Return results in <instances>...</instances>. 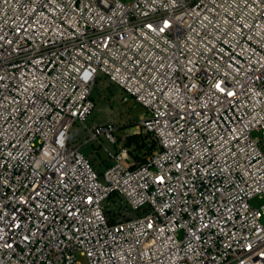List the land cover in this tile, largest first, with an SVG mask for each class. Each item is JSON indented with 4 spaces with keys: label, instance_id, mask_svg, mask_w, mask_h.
<instances>
[{
    "label": "built area",
    "instance_id": "1",
    "mask_svg": "<svg viewBox=\"0 0 264 264\" xmlns=\"http://www.w3.org/2000/svg\"><path fill=\"white\" fill-rule=\"evenodd\" d=\"M100 73L160 146L103 182L70 139ZM254 131L264 0H0V264H264Z\"/></svg>",
    "mask_w": 264,
    "mask_h": 264
},
{
    "label": "rangeland",
    "instance_id": "2",
    "mask_svg": "<svg viewBox=\"0 0 264 264\" xmlns=\"http://www.w3.org/2000/svg\"><path fill=\"white\" fill-rule=\"evenodd\" d=\"M125 4H130L133 0H121ZM127 96L119 87L109 82V80L99 74L92 89V99L95 102V108L87 117L84 123H74L70 132V139L75 141L81 152L89 159L99 175L100 181H104L103 173L107 166L113 164V154L116 147L107 139L102 137L100 141H89V130L95 125L114 124L119 127L115 133L118 138L117 146H124V138L129 134L139 133L141 123L148 117L149 113L143 105L128 96L124 101L123 97ZM254 139L262 140L264 134L261 131L253 132ZM264 151V139L262 142ZM114 197L105 201V204L112 203ZM254 207L264 206V198L255 197L251 200ZM264 223V217L262 219ZM78 264H85V257L79 255L76 258Z\"/></svg>",
    "mask_w": 264,
    "mask_h": 264
},
{
    "label": "trees",
    "instance_id": "3",
    "mask_svg": "<svg viewBox=\"0 0 264 264\" xmlns=\"http://www.w3.org/2000/svg\"><path fill=\"white\" fill-rule=\"evenodd\" d=\"M118 142V138H116ZM125 147L131 161V168H136L146 162L147 158L160 150V146L152 133L140 130L139 133L129 134L124 138ZM117 144V143H116ZM116 151L119 147L116 145Z\"/></svg>",
    "mask_w": 264,
    "mask_h": 264
}]
</instances>
